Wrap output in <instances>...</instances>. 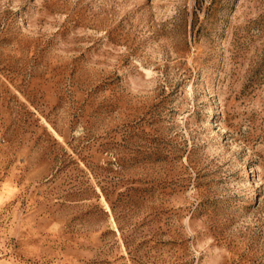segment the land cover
<instances>
[{
    "label": "rangeland",
    "instance_id": "374dc122",
    "mask_svg": "<svg viewBox=\"0 0 264 264\" xmlns=\"http://www.w3.org/2000/svg\"><path fill=\"white\" fill-rule=\"evenodd\" d=\"M0 264H264V0H0Z\"/></svg>",
    "mask_w": 264,
    "mask_h": 264
}]
</instances>
